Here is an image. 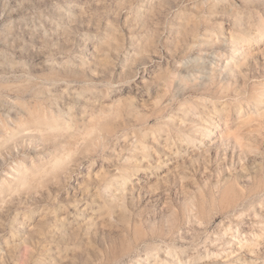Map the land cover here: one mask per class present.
<instances>
[{"label": "rangeland", "instance_id": "1", "mask_svg": "<svg viewBox=\"0 0 264 264\" xmlns=\"http://www.w3.org/2000/svg\"><path fill=\"white\" fill-rule=\"evenodd\" d=\"M0 264H264V0H0Z\"/></svg>", "mask_w": 264, "mask_h": 264}]
</instances>
